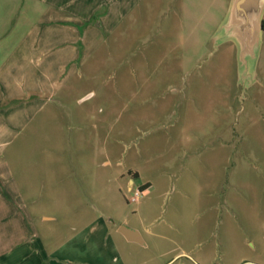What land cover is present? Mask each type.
Masks as SVG:
<instances>
[{"label": "rangeland", "instance_id": "374dc122", "mask_svg": "<svg viewBox=\"0 0 264 264\" xmlns=\"http://www.w3.org/2000/svg\"><path fill=\"white\" fill-rule=\"evenodd\" d=\"M56 4L0 0V154L55 259L264 264V30L243 58L232 0H132L113 27ZM97 213L121 243L81 252Z\"/></svg>", "mask_w": 264, "mask_h": 264}, {"label": "crops", "instance_id": "0c3cea01", "mask_svg": "<svg viewBox=\"0 0 264 264\" xmlns=\"http://www.w3.org/2000/svg\"><path fill=\"white\" fill-rule=\"evenodd\" d=\"M56 1L57 8H59L62 12H65L67 14L66 16L71 15L78 20H83L84 22L92 21L95 14L98 12V8L102 5L106 6L104 13L97 18L94 23H89L87 26L95 27L99 25V23L101 24L104 20H107V25L109 27H113L115 23L120 21V18L123 15V8H125L127 3L132 0H80L76 8L71 10L64 8V5L69 1ZM71 29L77 31L75 26H72ZM84 32L85 31H83V33ZM65 43L67 45L68 41H65ZM29 96H31V94ZM20 105H17V107ZM133 182L134 180L130 179V189L132 188ZM16 183H19V181L8 157L4 154H0V264H64L63 262L66 259L62 262V260L55 259L54 257L55 253L62 252L60 249H62L63 245L60 246L61 248H59V250H54L46 245L36 229L34 221L30 218L29 207H31V203L30 201L28 202L30 198L29 194H22V192L16 187ZM65 189L67 190V188ZM6 192L9 198L6 196ZM92 209L94 213L98 210L95 205L92 206ZM98 215H100L99 218L94 219L85 226H81L80 229L75 226L71 229L72 232L79 230L78 232L80 233L84 232L88 228L90 229V231H87L88 233L86 234L82 245L80 247H78V245L73 246L81 252L93 251L95 249L103 250L104 248L110 246H114L116 249V244L121 243L117 238H115V240H112L109 244H105V240L109 238L107 235L110 232L108 224L110 222L105 220L101 216V213ZM43 219L54 221L55 217L51 215H44ZM120 226L121 224L117 226L115 231L122 237L125 243H127L126 245L131 247V249L137 245H145V241L141 244L127 239L122 233H120ZM96 229L100 230L103 235L107 233L105 236L98 234L100 235L98 238L104 241V243L101 242V245L96 244L88 247L90 243H93L90 242L92 238L91 235H94ZM73 240L74 237L72 235L67 239V242ZM69 251L70 248L68 252ZM74 262L75 261L73 260L72 263Z\"/></svg>", "mask_w": 264, "mask_h": 264}, {"label": "water", "instance_id": "95a60500", "mask_svg": "<svg viewBox=\"0 0 264 264\" xmlns=\"http://www.w3.org/2000/svg\"><path fill=\"white\" fill-rule=\"evenodd\" d=\"M264 0H232L230 14L225 26L240 42L242 57L253 54L259 44L263 29ZM127 239L143 244L141 233L123 223L119 228Z\"/></svg>", "mask_w": 264, "mask_h": 264}, {"label": "trees", "instance_id": "16d2710c", "mask_svg": "<svg viewBox=\"0 0 264 264\" xmlns=\"http://www.w3.org/2000/svg\"><path fill=\"white\" fill-rule=\"evenodd\" d=\"M263 29H264V19H263ZM144 187L145 186H142L141 190H144L145 189Z\"/></svg>", "mask_w": 264, "mask_h": 264}, {"label": "built area", "instance_id": "2783aa9c", "mask_svg": "<svg viewBox=\"0 0 264 264\" xmlns=\"http://www.w3.org/2000/svg\"><path fill=\"white\" fill-rule=\"evenodd\" d=\"M139 193H140V191H137V192H136V195L138 196V195H139ZM134 199H136V198H133V200H134Z\"/></svg>", "mask_w": 264, "mask_h": 264}]
</instances>
